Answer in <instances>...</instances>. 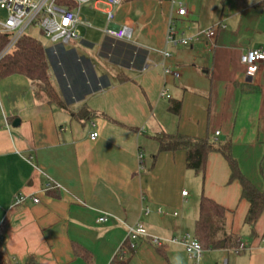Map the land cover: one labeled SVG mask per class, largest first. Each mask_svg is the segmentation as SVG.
<instances>
[{
	"label": "crops",
	"instance_id": "0c3cea01",
	"mask_svg": "<svg viewBox=\"0 0 264 264\" xmlns=\"http://www.w3.org/2000/svg\"><path fill=\"white\" fill-rule=\"evenodd\" d=\"M89 3L81 15L90 26H83V37L79 29L74 42L79 50L45 47L65 108L37 99L22 75L0 81L1 250L13 264L29 257L34 264H111L120 251L127 264H264V212L251 237L249 203L241 185L229 182L223 156L211 153L197 173L187 168L185 151L160 153L155 139L164 132L230 141L241 172L264 194V64L250 78L241 63L246 51L264 48V0ZM180 5L185 16L177 14ZM126 23L134 27L136 52L105 34ZM171 27L177 39L212 27L217 32L213 40L174 45ZM164 66L179 77L166 75ZM175 100L182 104L179 115L169 111ZM84 110L92 114L80 120ZM18 194L28 198L13 206ZM202 195L224 207L225 229L245 251L204 250L197 263L181 244L169 242L194 237ZM137 223L148 238L129 251L127 226ZM73 244L91 260L75 256Z\"/></svg>",
	"mask_w": 264,
	"mask_h": 264
},
{
	"label": "trees",
	"instance_id": "16d2710c",
	"mask_svg": "<svg viewBox=\"0 0 264 264\" xmlns=\"http://www.w3.org/2000/svg\"><path fill=\"white\" fill-rule=\"evenodd\" d=\"M73 8L74 3L60 0ZM9 37L0 34V53L7 45ZM114 45L120 41L111 40ZM131 43V42H130ZM125 44L138 51L131 44ZM140 51V50H139ZM22 75L34 85L35 97L45 99L47 103L65 108V105L53 86L49 75V65L46 49L43 43L30 35H24L17 43L15 49L0 60V81L12 76ZM181 101H172L169 111L175 115L181 112ZM91 111L84 110L78 115L80 120L87 119ZM159 144V152H186V166L197 173H203L211 153H218L227 162L230 169L229 182H238L241 185V198L249 203V210L245 218V225L250 228V235H256V224L264 212V194L259 191L241 172V169L232 155L231 143L211 141L209 138H194L180 134L161 133L155 137ZM226 210L211 198L202 195L199 204V218L195 224L194 238L202 245L204 250H217L222 247L235 250L241 244L238 237L228 233L225 229ZM125 248L129 251V244ZM75 256L91 260V255L80 245L73 244ZM128 259L117 256L111 264H127ZM0 264H13L9 257L0 248ZM26 264H34V258L29 257Z\"/></svg>",
	"mask_w": 264,
	"mask_h": 264
},
{
	"label": "built area",
	"instance_id": "2783aa9c",
	"mask_svg": "<svg viewBox=\"0 0 264 264\" xmlns=\"http://www.w3.org/2000/svg\"><path fill=\"white\" fill-rule=\"evenodd\" d=\"M73 2V8L66 3H61L60 0H0V10L4 11L6 17L0 19V34L7 35L9 41L4 49L0 53V60L11 53L19 40L27 35L26 31L30 27H34L40 31L46 38L50 40V47L64 48L75 41L79 40L80 27H89V23L83 19L81 15L82 4L91 0H66ZM107 3L111 6L119 5L122 0H107ZM179 16H185L187 14V8L180 5L177 11ZM113 18L111 12L107 13V20L110 21ZM134 27L131 23H126L118 30L107 29L105 34L116 40L125 42H131L133 37ZM217 32L216 27L201 31L199 34L189 38H176V32L173 27L169 30L168 40L174 45H188L192 40H197L200 37H205L208 40H213ZM164 57H169V52H162ZM241 63L245 67V73L247 77L254 78L260 71L261 66L264 64V48L248 50L241 56ZM164 72L166 75H172L175 78L179 77V73L171 70L169 67L164 66ZM161 97L170 98V95L166 91H162ZM219 135V132L215 133V137ZM91 140H96L98 133L91 134ZM139 159L142 161L143 155L139 154ZM141 168H143L141 166ZM50 186V185H49ZM48 186V187H49ZM187 192L182 193L183 196H187ZM28 197L23 194H18L14 201L13 206L23 204ZM35 203H38L37 198H32ZM160 213H164L162 209H159ZM108 219L107 215L102 216L99 222H104ZM147 230L142 224H135L127 226V239L126 243L129 244L130 250H135L138 242L141 239H147ZM171 243L181 244L190 259L199 262L201 255L204 251L202 245L192 236L184 235L181 237H175L169 240ZM151 243L157 247H162L164 241L158 238H152ZM246 250L245 245L242 243L234 251L241 253ZM126 252L120 251V259L125 258ZM226 264V263H224Z\"/></svg>",
	"mask_w": 264,
	"mask_h": 264
},
{
	"label": "rangeland",
	"instance_id": "374dc122",
	"mask_svg": "<svg viewBox=\"0 0 264 264\" xmlns=\"http://www.w3.org/2000/svg\"><path fill=\"white\" fill-rule=\"evenodd\" d=\"M89 2H90V1H89ZM89 2L82 4V9H81V14H82V15H84L86 9L89 8V6H90V3H89ZM88 3H89V4H88ZM96 14H97V17H98V18H100V17H101V18L104 17V16H102V13H101V12H96ZM5 17H6L5 12L2 11V10H0V19H4ZM84 31H85V30L83 29V27L80 28V32H81V34H82V37H83V33H84ZM93 31H95V30H93ZM26 34L32 36L33 38L39 39V40L43 43V45H44L45 47H48V46L51 44V43H50V40H49L48 38H46L42 33H40L39 30H37V29L34 28L33 26L30 27L29 29H27ZM77 43H79V41H78ZM65 48H66V50H70V49H74V50L76 49L77 51L79 50V46H76L74 43H72V44H70V45H68V46H65Z\"/></svg>",
	"mask_w": 264,
	"mask_h": 264
},
{
	"label": "water",
	"instance_id": "95a60500",
	"mask_svg": "<svg viewBox=\"0 0 264 264\" xmlns=\"http://www.w3.org/2000/svg\"><path fill=\"white\" fill-rule=\"evenodd\" d=\"M18 125H19V121L16 120V121L14 122L13 126L17 127ZM223 246H224V244H222V247H223Z\"/></svg>",
	"mask_w": 264,
	"mask_h": 264
}]
</instances>
